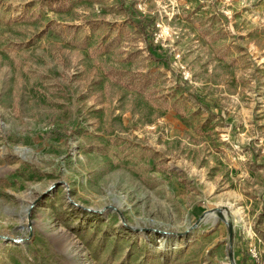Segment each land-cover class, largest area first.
Wrapping results in <instances>:
<instances>
[{"label": "rangeland", "instance_id": "rangeland-1", "mask_svg": "<svg viewBox=\"0 0 264 264\" xmlns=\"http://www.w3.org/2000/svg\"><path fill=\"white\" fill-rule=\"evenodd\" d=\"M263 154L264 0H0V264H264Z\"/></svg>", "mask_w": 264, "mask_h": 264}, {"label": "trees", "instance_id": "trees-1", "mask_svg": "<svg viewBox=\"0 0 264 264\" xmlns=\"http://www.w3.org/2000/svg\"><path fill=\"white\" fill-rule=\"evenodd\" d=\"M138 28H140V27H142L143 26V23L142 22H139V23H137V25H136Z\"/></svg>", "mask_w": 264, "mask_h": 264}, {"label": "built area", "instance_id": "built-area-1", "mask_svg": "<svg viewBox=\"0 0 264 264\" xmlns=\"http://www.w3.org/2000/svg\"><path fill=\"white\" fill-rule=\"evenodd\" d=\"M263 157H264V154H263Z\"/></svg>", "mask_w": 264, "mask_h": 264}]
</instances>
